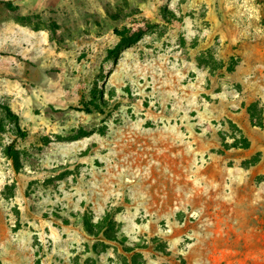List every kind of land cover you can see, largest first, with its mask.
I'll return each mask as SVG.
<instances>
[{
	"label": "rangeland",
	"instance_id": "1",
	"mask_svg": "<svg viewBox=\"0 0 264 264\" xmlns=\"http://www.w3.org/2000/svg\"><path fill=\"white\" fill-rule=\"evenodd\" d=\"M253 102L264 0H0V264H264Z\"/></svg>",
	"mask_w": 264,
	"mask_h": 264
},
{
	"label": "trees",
	"instance_id": "2",
	"mask_svg": "<svg viewBox=\"0 0 264 264\" xmlns=\"http://www.w3.org/2000/svg\"><path fill=\"white\" fill-rule=\"evenodd\" d=\"M120 35H121V38H120V42L118 45L119 49L123 46L129 45V44L135 42L137 39V36L139 35V32H137L134 36H127V35H125V33H122V32L120 33ZM113 54H114L113 58H115L117 55V51H113ZM256 107H257V104L255 102L251 103L248 106V110H249V113L251 115L252 122L256 125H264L263 117L261 116V114H260V116H257L255 114ZM4 109H5V114H6L7 118L15 126L17 136L20 138H24L27 135V132L21 126L19 115L9 105H4ZM242 139H243L242 146L248 147L249 146V139L247 137H245L244 135L242 136ZM7 153H8V156L10 158H12L15 167L18 168L19 164H20V156H19L18 150L16 149L14 142L9 144V146L7 148ZM256 160L257 159L255 158L250 162H255ZM115 224L116 223H115L114 218L110 215H107L106 218L104 219V222L101 223L99 225V227L97 228L96 232H95V227L88 222L86 223V228L90 234L102 233L108 239H115L116 233H117L115 231Z\"/></svg>",
	"mask_w": 264,
	"mask_h": 264
}]
</instances>
